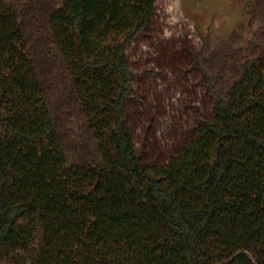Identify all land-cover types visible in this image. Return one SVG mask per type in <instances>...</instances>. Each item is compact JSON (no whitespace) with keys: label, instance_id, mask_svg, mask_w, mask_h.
Listing matches in <instances>:
<instances>
[{"label":"trees","instance_id":"obj_1","mask_svg":"<svg viewBox=\"0 0 264 264\" xmlns=\"http://www.w3.org/2000/svg\"><path fill=\"white\" fill-rule=\"evenodd\" d=\"M155 2L62 0L50 17L101 154L81 164L64 155L17 12L0 0V264H264V49L166 158L141 155L132 127L158 125L167 106L156 80L185 83L190 67L159 65L133 87L127 48Z\"/></svg>","mask_w":264,"mask_h":264},{"label":"rangeland","instance_id":"obj_2","mask_svg":"<svg viewBox=\"0 0 264 264\" xmlns=\"http://www.w3.org/2000/svg\"><path fill=\"white\" fill-rule=\"evenodd\" d=\"M61 1L11 0L64 155L74 163H98V141L50 25ZM263 49L264 0H156L151 28L143 30L127 48L133 87L139 88L142 72H157L159 65L173 69L177 62L186 61L190 67L183 74L188 76L185 83L179 75L169 73L156 80L154 87L164 94L162 102L167 106L153 119L158 125L150 126L149 120L141 119L132 127L141 155L157 157L159 151L158 157L166 158L175 139L194 125L196 114L206 112L210 102L223 97ZM195 53L206 83L196 77Z\"/></svg>","mask_w":264,"mask_h":264}]
</instances>
